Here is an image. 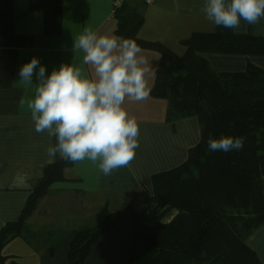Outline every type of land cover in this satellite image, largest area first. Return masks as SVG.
<instances>
[{"label": "crops", "instance_id": "obj_1", "mask_svg": "<svg viewBox=\"0 0 264 264\" xmlns=\"http://www.w3.org/2000/svg\"><path fill=\"white\" fill-rule=\"evenodd\" d=\"M144 16L138 36L178 55L194 32L230 16L237 33L264 36L256 0H128ZM114 0H0V231L20 219L43 168L75 157L27 220L54 233L52 251L15 237V264H70L75 231L92 211L124 208L128 192L154 194L153 176L182 165L202 138L197 115L167 120L168 100L152 89L161 54L118 42ZM217 72L264 69V54L200 52ZM112 144L116 151L108 152ZM103 215V216H104ZM90 222V221H89ZM264 264V223L247 239ZM83 264H196L187 255L135 242L131 219L92 245Z\"/></svg>", "mask_w": 264, "mask_h": 264}, {"label": "trees", "instance_id": "obj_2", "mask_svg": "<svg viewBox=\"0 0 264 264\" xmlns=\"http://www.w3.org/2000/svg\"><path fill=\"white\" fill-rule=\"evenodd\" d=\"M256 1L261 9L264 0ZM114 15L118 42L161 54L152 94L168 100L167 120L197 115L202 138L182 165L153 176L154 194L128 192L124 208L109 212L95 227L75 231L70 264H83L98 238L129 219L135 242L185 254L196 264H262L247 239L264 223V69L251 64L241 72H217L200 52L264 54V36L235 32L225 16L215 31L183 40L187 49L178 55L139 37L144 16L126 3L114 8ZM107 151L116 148L110 144ZM53 152L20 219L0 231V264H15L2 252L15 237L52 251L54 233H38L27 220L74 162L75 157L58 155L56 140Z\"/></svg>", "mask_w": 264, "mask_h": 264}, {"label": "rangeland", "instance_id": "obj_3", "mask_svg": "<svg viewBox=\"0 0 264 264\" xmlns=\"http://www.w3.org/2000/svg\"><path fill=\"white\" fill-rule=\"evenodd\" d=\"M111 211H112V209H110L109 212H111ZM103 215H104V213L100 214L98 211H92L91 220H88L87 224H89V225H86V226L87 227H95L96 225L100 224L105 218V215L104 216Z\"/></svg>", "mask_w": 264, "mask_h": 264}, {"label": "built area", "instance_id": "obj_4", "mask_svg": "<svg viewBox=\"0 0 264 264\" xmlns=\"http://www.w3.org/2000/svg\"><path fill=\"white\" fill-rule=\"evenodd\" d=\"M128 0H114V8L121 7L123 4H125ZM146 3H152L153 0H143Z\"/></svg>", "mask_w": 264, "mask_h": 264}]
</instances>
